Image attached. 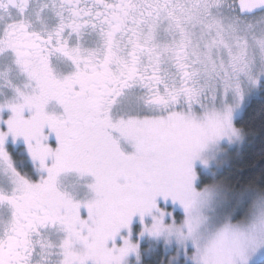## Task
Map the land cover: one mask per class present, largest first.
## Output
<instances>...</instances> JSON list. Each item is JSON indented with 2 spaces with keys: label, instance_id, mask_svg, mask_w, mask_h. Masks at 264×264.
Here are the masks:
<instances>
[{
  "label": "snow or ice",
  "instance_id": "1",
  "mask_svg": "<svg viewBox=\"0 0 264 264\" xmlns=\"http://www.w3.org/2000/svg\"><path fill=\"white\" fill-rule=\"evenodd\" d=\"M0 264H264V0H0Z\"/></svg>",
  "mask_w": 264,
  "mask_h": 264
},
{
  "label": "trees",
  "instance_id": "2",
  "mask_svg": "<svg viewBox=\"0 0 264 264\" xmlns=\"http://www.w3.org/2000/svg\"><path fill=\"white\" fill-rule=\"evenodd\" d=\"M259 146H254L253 148L246 151L239 158L241 164L245 167L254 164L258 160Z\"/></svg>",
  "mask_w": 264,
  "mask_h": 264
}]
</instances>
